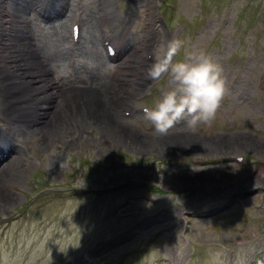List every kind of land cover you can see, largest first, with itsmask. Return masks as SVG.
<instances>
[{
	"label": "rangeland",
	"instance_id": "obj_1",
	"mask_svg": "<svg viewBox=\"0 0 264 264\" xmlns=\"http://www.w3.org/2000/svg\"><path fill=\"white\" fill-rule=\"evenodd\" d=\"M23 1L26 14L21 23L16 11ZM97 1H85L84 31L74 55L70 25L77 0H72L67 18L63 10H55L54 0L4 4L12 24L5 27L31 36L49 80L62 91L48 111L62 118L47 136L31 131L29 123L13 122V130L4 133V142L16 146L10 170L17 181L0 178L2 191L14 201L9 206L0 203V264H264V150L233 143L226 149L173 151L157 142L175 135L198 142L246 135L264 144V0H122L117 5L110 0L112 14L105 16V24L120 46L127 47L126 58L116 63L101 48ZM38 4L41 15L35 12ZM170 4L176 5L175 11L169 10ZM205 18L209 20L204 24ZM152 19L157 21L153 30L159 27L153 35L161 36L162 43L140 56L156 57L165 39H170L169 30L184 26L176 59L199 51L212 56L223 69L226 94L211 123L190 129L181 121L160 136L144 116L119 115V108L154 107L171 87L167 75L145 87L139 81L133 100L111 103L106 114L149 139L151 147L143 150L110 130V136L103 137L102 128L76 121L74 114L65 113L69 106L61 111L57 103L74 87L110 81L126 88L127 84H119L117 72L136 56L129 49L144 40ZM73 56L78 59L76 67L70 65ZM79 78L88 84L82 86ZM16 90L17 97L25 96ZM2 92L0 113L12 120L14 113L4 112ZM36 103L37 96H30L26 105L36 108ZM31 112L29 120H36L37 109ZM84 129L93 131V136L80 138L78 132ZM241 155L246 166L232 161ZM137 162L142 166H129ZM44 175L51 185L43 182ZM237 183L241 185L235 187ZM228 186L233 187L223 192ZM238 188L245 191L239 193ZM179 214L191 220L189 246L179 235ZM102 242L111 243L98 249ZM158 258L164 262L158 263Z\"/></svg>",
	"mask_w": 264,
	"mask_h": 264
},
{
	"label": "bare ground",
	"instance_id": "obj_2",
	"mask_svg": "<svg viewBox=\"0 0 264 264\" xmlns=\"http://www.w3.org/2000/svg\"><path fill=\"white\" fill-rule=\"evenodd\" d=\"M104 2V11H102V13L109 18L112 14V7L109 5V0H104ZM24 3L25 1H23V5L20 8L18 7L16 11V18L21 23L24 22V15L26 14ZM54 3L55 5H60L66 17L68 9L58 1ZM5 9L4 7L3 11L0 12L1 26L4 25L5 22L7 24L11 22L10 16L4 13ZM6 17L8 19L7 21H5ZM5 31L6 33L4 34L0 33V61L4 70V74L0 78V86L4 87V91L2 92L4 98L3 104L5 107L4 112L14 113V120L17 124H25L28 126L27 124L29 123L31 131H36L39 134H43V136L50 135L56 128V122L62 118L56 115V112H48L51 110L50 105L54 100V96L56 99L60 97L58 96L60 91L58 85H55V82L49 80L48 69L44 65L45 62L41 58V53L39 54L37 51L39 48L36 49L38 46L35 45L31 36L27 35L25 30L20 31V29L18 31L6 29ZM28 39L32 40V42H29ZM144 40L148 42L146 38ZM146 42L140 41L136 48H130L132 53L134 52L136 56L126 60V63L123 64L122 68L117 72L119 84H127L126 88L121 86L117 87L110 81L102 82L100 83L101 85H95L89 88L87 86L74 87L68 90V92H70H67L65 96H63V101L60 104L58 102L57 107L59 105L62 111V109L64 110L69 106V110L65 111V113L74 114L73 117L76 121L93 123V126L102 128L103 134L110 136L108 131L110 130L116 133L117 137H123L125 140L141 146L143 150L149 149L151 147L149 139L138 135L134 130L125 125H120L118 123L119 120L114 115L106 114L108 105L111 103L117 104L119 102H124L127 104L133 100V90L137 86V77L140 76V71L146 70L151 65L146 58L144 59L140 56L141 53L148 50ZM17 88L21 92H25V96L22 94L23 96L17 97ZM45 93H47V95ZM30 96H37L36 108H31L26 105V103L30 101ZM73 102L74 106H72ZM35 109H37L38 112L33 115L37 117L33 122L29 120V118L32 115L31 110ZM120 110L121 108H119V111ZM87 114H89L88 118H86ZM93 119H95L96 122ZM227 139V137H222L214 139V141L202 140V142H198L191 137H178L175 135L168 138L165 137L157 142L159 143L158 147L173 151H191L193 149L209 151V149H226L233 143H238L241 147L264 150V144L256 142L246 135L230 138L231 140ZM0 146L2 148L6 146L9 147V153H5V159L0 162V165L3 164V162L7 163V167L0 172V178L7 177L12 179V181L16 180V174L10 170V167L15 163L16 152L10 151V146H12V144L4 142V138H0ZM2 189L3 188L0 186V203L4 202L6 206L14 204L11 197L6 194V192H3Z\"/></svg>",
	"mask_w": 264,
	"mask_h": 264
},
{
	"label": "clouds",
	"instance_id": "obj_3",
	"mask_svg": "<svg viewBox=\"0 0 264 264\" xmlns=\"http://www.w3.org/2000/svg\"><path fill=\"white\" fill-rule=\"evenodd\" d=\"M181 46L178 38L169 40L146 69L149 79L155 81L167 75L171 83L154 107L144 109V119L160 136L167 135L181 121L190 129L211 123L226 94L221 65L203 51L177 60Z\"/></svg>",
	"mask_w": 264,
	"mask_h": 264
}]
</instances>
